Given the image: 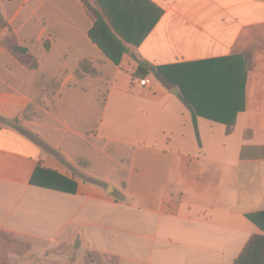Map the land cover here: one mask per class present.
Wrapping results in <instances>:
<instances>
[{"label":"crops","instance_id":"1","mask_svg":"<svg viewBox=\"0 0 264 264\" xmlns=\"http://www.w3.org/2000/svg\"><path fill=\"white\" fill-rule=\"evenodd\" d=\"M151 1L163 14L115 64L82 0H0V263L51 264L76 245L70 264H233L263 232L250 216L264 211V0ZM11 28L36 67L2 42ZM140 59H224L203 66L217 78L199 102L218 119L244 102L233 131L195 123L155 73L139 85ZM47 170L75 192L31 182L53 184Z\"/></svg>","mask_w":264,"mask_h":264},{"label":"trees","instance_id":"2","mask_svg":"<svg viewBox=\"0 0 264 264\" xmlns=\"http://www.w3.org/2000/svg\"><path fill=\"white\" fill-rule=\"evenodd\" d=\"M86 9L92 16L94 24L89 30L91 40L96 43L102 52L115 64H120L125 53L130 51L129 44L139 45L151 29L155 26L163 9L151 0H82ZM14 50L23 49L13 47ZM222 63L225 60H213L204 62L185 63L171 66H158L145 59H140L139 65L134 72L138 79L145 78L151 73L159 72L160 79L169 87L178 85L181 89L183 101L191 108L194 119L203 115L216 121L227 124V133H231L235 124L236 113L244 109V102L235 109L233 118L221 119L216 115L204 110L200 105V97L207 99L212 97L214 91L209 86L216 80L215 68L209 70L203 68L205 65ZM225 63V64H224ZM254 62L249 53L246 57V69L252 68ZM202 66L200 70L198 67ZM207 69V70H204ZM213 81L210 84L211 79ZM223 75L221 79H224ZM202 87V91L200 88ZM46 177L53 184L39 183L36 174L31 182L42 186H51L67 192H75L76 182L54 171L47 170ZM251 219L261 228L263 232L253 234L233 264H264V211L257 215H251Z\"/></svg>","mask_w":264,"mask_h":264},{"label":"rangeland","instance_id":"3","mask_svg":"<svg viewBox=\"0 0 264 264\" xmlns=\"http://www.w3.org/2000/svg\"><path fill=\"white\" fill-rule=\"evenodd\" d=\"M5 24V20H3L0 16V27H2ZM4 34L2 37V42L7 45L9 47V50L11 51V53L13 55H15L23 64H25L27 67L30 68H34L37 66L38 61L37 58H35L33 56V54L31 55L28 51V49L26 47L20 46L17 41L15 40V35L14 32L12 30V28L10 30H4ZM20 47L23 50H14L13 47ZM1 251H3V253L6 251L5 248L0 249ZM0 251V253H1ZM69 251H71V253H73V256L71 254V256L69 255V259L68 258V253ZM82 249H77L76 245H73L72 248H60L58 249V257L57 259L55 258V260H51V264H70V259H75L77 260V258H79V253H82ZM28 252V249H27ZM84 257V256H83ZM85 260L87 261V264H90V262H94V264H115V259H110V258H105L99 255H92L90 254L89 256H85ZM2 264V263H0Z\"/></svg>","mask_w":264,"mask_h":264},{"label":"built area","instance_id":"4","mask_svg":"<svg viewBox=\"0 0 264 264\" xmlns=\"http://www.w3.org/2000/svg\"><path fill=\"white\" fill-rule=\"evenodd\" d=\"M149 80H150V78L146 76L145 78L138 79V83H139V85L145 86V85H148Z\"/></svg>","mask_w":264,"mask_h":264},{"label":"water","instance_id":"5","mask_svg":"<svg viewBox=\"0 0 264 264\" xmlns=\"http://www.w3.org/2000/svg\"><path fill=\"white\" fill-rule=\"evenodd\" d=\"M155 75L158 76L159 75V72H156Z\"/></svg>","mask_w":264,"mask_h":264}]
</instances>
